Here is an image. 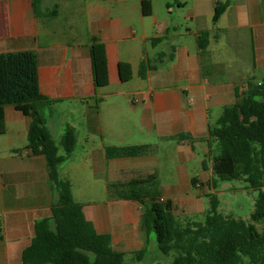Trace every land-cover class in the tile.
<instances>
[{"label":"crops","instance_id":"0c3cea01","mask_svg":"<svg viewBox=\"0 0 264 264\" xmlns=\"http://www.w3.org/2000/svg\"><path fill=\"white\" fill-rule=\"evenodd\" d=\"M217 1L40 0L35 7L34 0H0V52H36L40 90L55 100L44 109L48 129L61 135L71 125L76 145L81 134L86 138L85 171L78 180L88 198L94 190L87 184H96L97 175L106 183L126 184L133 174L142 175L141 181L157 175L161 197L172 200L176 215L180 210L187 217L208 210L205 197L217 194L218 184L209 154L214 143L208 139L209 127L225 105L237 100V88L241 92L249 78L264 76L259 1L248 0L246 5L250 42L236 34L230 49L214 30L228 18L239 22L244 6L227 0L214 24ZM204 29L212 34L202 53L197 36ZM165 35L152 43L153 37ZM95 38L105 43L109 73V83L99 88L90 52ZM121 61L132 66L127 81L120 77ZM142 61L153 66L145 77L139 73ZM5 118L6 131L0 134V264H26L22 251L31 243L34 223L52 215L51 203L58 194L50 187L46 157L26 147L31 117L6 105ZM143 143L154 149L112 158L105 153L106 146ZM75 178H69L74 197ZM231 190L236 193L238 188ZM218 199L219 210L233 215L230 200ZM80 202L96 230L111 233L113 248H146L145 258L158 247L147 232L140 202L110 198L108 192L102 206Z\"/></svg>","mask_w":264,"mask_h":264},{"label":"trees","instance_id":"16d2710c","mask_svg":"<svg viewBox=\"0 0 264 264\" xmlns=\"http://www.w3.org/2000/svg\"><path fill=\"white\" fill-rule=\"evenodd\" d=\"M34 1L36 7L40 0ZM227 5L228 1H217L214 24ZM211 34L210 29L198 33L202 53L207 49ZM166 35L153 37L152 43L157 44ZM90 52L94 84L96 88L105 86L109 83L105 43L93 39ZM152 67L142 61L140 75L145 77ZM119 73L122 81L131 79V64L121 61ZM236 96L237 100L225 105L215 124L209 127L208 139L216 140L219 145V153H212L211 148L209 154L218 181L243 179L248 183L247 188L257 191L250 219L222 213L217 194L209 193L210 206L205 219L189 218L181 222L172 200L160 199L157 175L145 181L132 179L125 186L114 188L111 182L107 183L110 198L131 199L145 205L143 218L147 232L154 235L164 254L175 252L171 264H264V228L259 231L256 226L264 222V76L258 80L249 78L241 92L236 89ZM54 101L40 90L36 52H0V134L6 131V105H13L31 117L26 147L31 153L46 157L50 187L58 194L51 203L52 215L35 221L34 236L22 251V261L26 264H134L128 255H132V260H141L146 248L133 252L113 248L111 233L96 230L84 213L83 203L74 199L71 180L61 175L62 163L71 158L75 150L77 133L73 126H66L62 135L65 152L59 154L44 113ZM153 149L149 143L110 145L106 146L105 153L112 158L141 155ZM202 166L206 167V159ZM195 183L193 178L192 184Z\"/></svg>","mask_w":264,"mask_h":264},{"label":"rangeland","instance_id":"374dc122","mask_svg":"<svg viewBox=\"0 0 264 264\" xmlns=\"http://www.w3.org/2000/svg\"><path fill=\"white\" fill-rule=\"evenodd\" d=\"M221 2H226L227 0H220ZM242 7L244 6V16L239 20V22H236L235 20H232V18H228L226 22H221L218 25V29L214 30V33H216V36H222V42L223 47L228 49L229 47H232L233 45V38L234 35L240 34V36L244 37V39H248V42H250L251 38V31L252 28L249 27V24L251 23V16L247 12V1L248 0H237ZM259 1L260 9H261V18L264 23V0H256ZM174 2V0H173ZM210 25V24H209ZM225 27V28H222ZM255 27L253 28V31H255ZM230 49V48H229ZM64 133V132H63ZM53 135V134H52ZM55 134L53 135L55 142L58 146V152L59 154H64L65 148L62 142V136ZM85 136L84 134L80 135L79 143L76 145L75 150L73 152V157L65 160L61 167L60 172L61 175L69 177L72 175V177L75 178V191L76 196L74 199L76 201H97V207L102 206L104 202L107 200V183L102 175H97V182L94 183H88L87 188L94 190V196L92 198H88V196H85L84 190L81 186V182H79V178H81V174L83 171H85V168L82 166V161L84 159V156L86 154V150L84 149V143H85ZM214 143L212 145V153L217 154L219 153V145L216 140H213ZM89 171V169H87ZM86 174L83 176L85 179ZM142 175L139 174H133L131 175V179H141ZM77 179V180H76ZM110 185H113L112 187H120L125 186L126 183L123 181L116 182V183H110ZM248 183L244 181L243 179H226V180H219L218 184L216 186L217 189V196L223 201L229 199L230 203H232L233 207V215L242 217L244 219H250V214L252 213L255 205V199L257 196V191L251 188H246ZM238 188L236 193H233L231 190L232 188ZM90 199V200H88ZM206 202V209L209 208V198L205 197ZM239 205H242V207H239ZM143 209H145V205H143ZM180 210V209H178ZM207 211V210H206ZM206 211L197 214L194 216L187 217L186 214H184L181 210L177 214L178 219L181 222H186L187 219L191 218L193 220H204L206 216ZM264 222H258L257 228L259 231L263 229ZM175 252L171 251L169 254H164L158 247L155 249V251H152L149 255H147L145 258H142L141 260H132V255H128L129 260H131L134 264H171V261L174 257ZM44 264H52V263H44Z\"/></svg>","mask_w":264,"mask_h":264},{"label":"built area","instance_id":"2783aa9c","mask_svg":"<svg viewBox=\"0 0 264 264\" xmlns=\"http://www.w3.org/2000/svg\"><path fill=\"white\" fill-rule=\"evenodd\" d=\"M263 190H264V187H263ZM160 199H161V200H164V198H163V197H161Z\"/></svg>","mask_w":264,"mask_h":264}]
</instances>
